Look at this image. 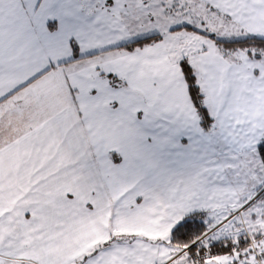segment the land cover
I'll use <instances>...</instances> for the list:
<instances>
[{"label":"snow or ice","instance_id":"snow-or-ice-1","mask_svg":"<svg viewBox=\"0 0 264 264\" xmlns=\"http://www.w3.org/2000/svg\"><path fill=\"white\" fill-rule=\"evenodd\" d=\"M94 34L95 47L84 51ZM65 44L73 59L112 53L88 71L90 91L120 95L115 106L133 94L130 84L168 93L178 66L202 130L212 134L197 149L191 135H179L182 151L155 154L149 171L172 225L167 236L114 240L88 264H264V226L250 222L264 221V122L237 137L244 147L227 143L244 132L238 121L252 128L249 109L264 105V0H0V100L58 66L65 58L49 54ZM134 107L124 110L131 116ZM237 150L246 169L227 166L237 164L228 155ZM21 251L0 242V264H25Z\"/></svg>","mask_w":264,"mask_h":264},{"label":"crops","instance_id":"crops-1","mask_svg":"<svg viewBox=\"0 0 264 264\" xmlns=\"http://www.w3.org/2000/svg\"><path fill=\"white\" fill-rule=\"evenodd\" d=\"M94 39L84 42V51L95 47ZM49 55L65 59L0 100V242L21 249L25 264H88L114 240L166 237L172 225L158 207L162 197L149 171L155 154L182 151L174 147L179 135H191L193 149L200 147L196 141L212 140L178 66L168 93L130 84L133 94L115 106L111 101L120 95L90 91L95 77L88 71L111 52L73 59L65 44ZM129 104H135L131 116L124 110ZM249 111L252 128L238 121L245 130L229 134L232 148L244 147L234 144L237 137L264 122V105ZM137 196L145 199L137 204Z\"/></svg>","mask_w":264,"mask_h":264},{"label":"rangeland","instance_id":"rangeland-1","mask_svg":"<svg viewBox=\"0 0 264 264\" xmlns=\"http://www.w3.org/2000/svg\"><path fill=\"white\" fill-rule=\"evenodd\" d=\"M204 39V38H201ZM222 48V46H220ZM199 119V118H198ZM255 151V150H253ZM228 155L233 156V158H237V164L235 165H227L228 167H241V168H247V164L245 163V160L242 159H238V157H240L241 155H243V153L237 152L236 154H231L228 152ZM260 163V159L259 157L257 158V164ZM239 205H237L238 207ZM242 215H246L245 213H242ZM251 223L255 224L257 222H259L262 226H264V221H250Z\"/></svg>","mask_w":264,"mask_h":264},{"label":"trees","instance_id":"trees-1","mask_svg":"<svg viewBox=\"0 0 264 264\" xmlns=\"http://www.w3.org/2000/svg\"><path fill=\"white\" fill-rule=\"evenodd\" d=\"M220 46H222V48L224 47L223 45H220ZM193 103V102H192ZM194 106V105H193ZM195 108V107H194ZM197 111V110H196ZM198 118H199V122L201 121V117H199V115H198ZM210 131V130H209Z\"/></svg>","mask_w":264,"mask_h":264}]
</instances>
